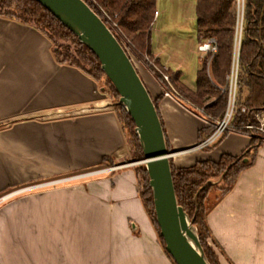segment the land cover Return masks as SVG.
I'll return each mask as SVG.
<instances>
[{"label":"crops","instance_id":"obj_1","mask_svg":"<svg viewBox=\"0 0 264 264\" xmlns=\"http://www.w3.org/2000/svg\"><path fill=\"white\" fill-rule=\"evenodd\" d=\"M151 57L180 73L186 87L180 66L153 34ZM138 72L153 99L163 94L146 65ZM159 111L174 150L196 147L173 158L179 167L240 156L258 140L229 128L215 142L199 143V131L212 125L204 113L178 97H163ZM128 152L100 83L59 63L37 29L0 17V197L112 168L0 205V264H174L139 196L134 166L122 162ZM207 222L222 264H264V143Z\"/></svg>","mask_w":264,"mask_h":264},{"label":"trees","instance_id":"obj_2","mask_svg":"<svg viewBox=\"0 0 264 264\" xmlns=\"http://www.w3.org/2000/svg\"><path fill=\"white\" fill-rule=\"evenodd\" d=\"M84 1L94 11L101 10L108 15L117 25L119 32L131 42L139 59L143 60L145 56H148L153 60L151 34L157 12V0ZM0 17L33 27L43 33L51 41L59 63L76 67L97 82L104 78L103 81L109 86V88L104 86V89L109 90L117 100L119 99L112 83L102 72L96 56L79 43L77 37L41 4L34 0H0ZM196 24L199 46L213 40L217 46V52L203 55L200 59L201 67L197 72L194 91H188L180 84V73L168 70L167 74L171 78L172 85L179 93L184 94L182 100L189 103V106L204 108V114L211 124L222 121L229 105L230 77L235 64V52L240 34L236 96L230 125L235 131L250 133L246 126L256 125V114L264 111V0H243L242 12L240 0H196ZM116 38L121 43L118 36ZM68 40L74 48L69 49L61 44ZM123 48L135 66L132 54L124 46ZM154 62L162 69L157 61L154 60ZM136 70L138 72L137 68ZM152 71L157 79H161L157 71L153 68ZM163 97L164 94H161L153 102L164 129L168 149L173 151L169 148L164 122L159 111V102ZM116 107L118 112H115L127 145L131 150L132 147L137 149L138 161L143 160L144 155L135 134L134 123L122 107L118 104ZM243 108L246 109L245 113L242 112ZM214 130L212 125L202 128L198 134L199 143L209 138ZM131 139L132 145H130ZM261 143L259 140H253L250 148L240 156L224 154L218 161H197L186 167H177L174 159L170 160L178 204L193 221L210 264H220V262L213 249L207 244L209 238L215 246L219 247L207 223V216L217 204L209 203V195L213 190L220 191L218 202L228 194L236 185L240 174L253 164L256 150ZM141 171L144 185L139 196L165 250V244L156 223L149 177L146 168ZM220 178V183H212ZM166 254L168 255L167 252ZM168 257L174 263L169 255Z\"/></svg>","mask_w":264,"mask_h":264},{"label":"water","instance_id":"obj_3","mask_svg":"<svg viewBox=\"0 0 264 264\" xmlns=\"http://www.w3.org/2000/svg\"><path fill=\"white\" fill-rule=\"evenodd\" d=\"M34 1L46 8L96 56L102 72L119 96L118 105L134 123L144 158L133 164L146 168L156 223L168 255L175 264H210L193 221L178 204L170 163L174 157L196 147L180 151L168 149L156 106L130 57L84 0Z\"/></svg>","mask_w":264,"mask_h":264},{"label":"rangeland","instance_id":"obj_4","mask_svg":"<svg viewBox=\"0 0 264 264\" xmlns=\"http://www.w3.org/2000/svg\"><path fill=\"white\" fill-rule=\"evenodd\" d=\"M240 8L242 12L243 0H240ZM156 10L159 16L158 19L155 20L152 28L154 41L160 42V44L162 45V47H164L168 55L172 56L173 62H175L180 66L183 76L182 81L185 84L186 89L188 91H190V89L194 90L196 86L197 72L201 67L200 59L203 57V54L199 51V42L197 38L196 0H157ZM61 44L69 49L74 48V45L70 42V40H68L67 42H62ZM238 45H239V41L237 43V46ZM132 58L136 68L141 69L143 62L140 61L138 58L136 59L134 56H132ZM103 79L104 78H102V80L99 81V83L101 87H103L105 99L109 103V107L112 108L114 111L118 112L116 104H118L119 99L117 100V98H115L114 95L109 90L104 89V86H107L108 88L109 86L106 82L103 81ZM151 88L153 92V86ZM169 89L176 95L181 94L174 87L173 88L169 87ZM180 96H181L180 99L184 98L183 97L184 94H181ZM183 103L188 109H190L191 111L197 114H200V112L202 114L204 113V108H192L184 101ZM229 127L231 128L230 124ZM130 142H131L130 145H132L133 144L132 139L130 140ZM128 147L130 151L122 160V162L134 166L139 181V192L142 193V187L144 185V182L142 180L143 173L141 169H145V166L141 164H133V162L139 160L138 158L139 154L137 153V149L135 147L134 148L132 147V150L130 149V146ZM169 148L174 150L171 146H169ZM177 167H179V165ZM221 178L215 179L214 181L212 180L213 181L212 183H220ZM220 195H221L220 191L213 190L209 195V199H208L209 203L211 205L218 203L217 199L220 197ZM207 220H208V216H207ZM207 244L210 248L213 249L214 253L216 254V257L219 258L220 264H222L221 262L222 258H220L221 257L220 254L222 252L219 249V247L215 246L213 244V241L209 238L207 240Z\"/></svg>","mask_w":264,"mask_h":264},{"label":"built area","instance_id":"obj_5","mask_svg":"<svg viewBox=\"0 0 264 264\" xmlns=\"http://www.w3.org/2000/svg\"><path fill=\"white\" fill-rule=\"evenodd\" d=\"M96 13L106 23V25L109 27V29L116 36H118L119 40L123 44V45L122 44L121 45L124 46L127 49V51H129L132 54V56H134L136 59L137 58L139 59V57L134 52V49H133L131 42L119 32L117 25L112 22V20L108 17V15H106L101 10H97ZM155 16H158V12H156ZM237 49H238V52H237ZM199 51L203 55L215 54L217 52V46L213 40H210V41L206 42L205 44L199 46ZM238 56H239V45L236 48L235 64H234V68L232 70V74L230 77L228 110H227L222 121L217 122L216 124H212V125H215L216 129L205 144H211V143L215 142L216 140H218L222 136L223 133H225L230 128L229 124H230V121L232 118L234 105H235L237 74H238ZM139 60L142 61L144 65H146L147 69H149L154 76H155V73L152 71V68L160 74L161 79H157L156 76H155V78L161 84V86L163 88L164 97H167V98H175L178 96H179L178 98L181 97L179 94H177L178 95L177 96L176 94H174L169 89V87L173 88V85H172V81H171L170 76L167 74V71H168L167 69H164V68L161 69V68L157 67L155 62L153 60H151L148 56H145L143 60H141V59H139ZM242 112L245 113L246 109L243 108ZM256 120H257L256 125H248V126H246V129L251 131L250 133H251L252 138L258 139L260 142L264 143V111L256 114ZM111 170H112V168L95 170V171H91V172L84 173L81 175H76V176H72V177H68L65 179L56 180V181H52V182H48V183L32 185V186L24 187V188L15 190V191H11V192L4 194L0 197V205H2L3 203H5V202L17 197V196L23 195L25 193H28V192H31V191H34L37 189H42V188H46L49 186H54V185H58L60 183H66V182H70V181H74V180H78V179H82V178L102 175V174L110 172Z\"/></svg>","mask_w":264,"mask_h":264}]
</instances>
